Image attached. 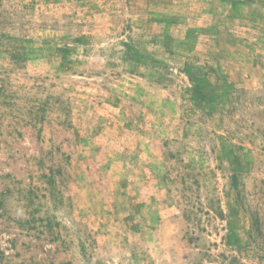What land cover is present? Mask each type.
Here are the masks:
<instances>
[{
	"label": "rangeland",
	"instance_id": "rangeland-1",
	"mask_svg": "<svg viewBox=\"0 0 264 264\" xmlns=\"http://www.w3.org/2000/svg\"><path fill=\"white\" fill-rule=\"evenodd\" d=\"M0 264H264V0H0Z\"/></svg>",
	"mask_w": 264,
	"mask_h": 264
}]
</instances>
